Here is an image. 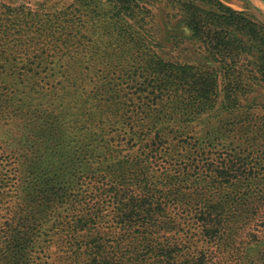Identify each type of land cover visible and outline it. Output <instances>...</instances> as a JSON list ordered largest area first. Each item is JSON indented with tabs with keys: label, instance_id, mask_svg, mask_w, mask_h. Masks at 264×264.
Returning <instances> with one entry per match:
<instances>
[{
	"label": "trees",
	"instance_id": "16d2710c",
	"mask_svg": "<svg viewBox=\"0 0 264 264\" xmlns=\"http://www.w3.org/2000/svg\"><path fill=\"white\" fill-rule=\"evenodd\" d=\"M32 3H0V159L13 165L0 172V187L15 199L0 219V264H37L43 231L56 233L64 264H264V191L236 190L264 177V115L253 109L264 104V24L222 0H71L65 10L56 0ZM173 18L193 55L186 61L157 52ZM46 38L59 62L45 73ZM17 55L26 61L8 62ZM124 63L130 90L143 78L167 92L110 91L117 77L98 74ZM145 92L155 98L143 110H125L130 93ZM136 117L175 119L221 143L225 156L205 168L212 186L218 177L227 186L180 191L179 175L152 166L173 155L166 128ZM122 120L130 124L114 128ZM178 193L191 225L183 242L171 237Z\"/></svg>",
	"mask_w": 264,
	"mask_h": 264
},
{
	"label": "rangeland",
	"instance_id": "374dc122",
	"mask_svg": "<svg viewBox=\"0 0 264 264\" xmlns=\"http://www.w3.org/2000/svg\"><path fill=\"white\" fill-rule=\"evenodd\" d=\"M35 0H0V3L8 4L13 7H18L20 5H27V6H33V3ZM58 3L54 7L55 9L59 10H65L66 8H69L71 0H56ZM227 5L235 8L236 10L246 12L247 14L251 15L255 20L261 22L264 24V5L259 2L253 0H222ZM173 11L171 8L168 9V12ZM162 14H167V10L165 9ZM181 23L178 22L176 18H173L170 22L163 24L161 27V38L163 39V44L157 49V52L161 54L167 61H186L193 57L191 54V50L187 48V44L181 43ZM44 44L46 45L44 49L43 54L44 55V61L48 64H43V67L41 68L42 71L46 73V68L51 67L55 65V63H58L59 60H57L56 57H54V50H55V44L50 43L49 40L46 38L44 40ZM134 52H138V49L133 50ZM142 51L138 52L141 53ZM30 57V56H29ZM33 57V56H32ZM28 59V58H27ZM24 60V61H23ZM118 60H125L119 58ZM135 62H138L139 64L142 62V58L139 54H136L134 59ZM26 58H23V55H17V56H11L8 62L12 63H22L25 62ZM110 60L109 63H114L117 60ZM60 64V63H59ZM125 64V63H124ZM117 65V64H116ZM106 66V69L104 67L102 70L104 74H98L99 76L105 77L106 75H115L118 79L117 85L109 86L108 89L110 91H113L115 89L116 95H124L123 93L127 92H143L142 90H147V92H167V88L165 86L159 85V89H155V85L151 83V81L147 80L145 82L142 78V80L136 82L138 85L137 90L136 88L130 90L127 86L129 83L132 82L131 77L128 74H125L126 72L124 69L130 67L128 65H120V66ZM99 70V69H97ZM101 71V72H103ZM31 74L35 73V70L30 71ZM45 75V74H44ZM109 75V76H110ZM112 77V76H111ZM18 78L11 79L12 83L16 86ZM46 77H40V80L38 82H42L44 86L47 88H51V84H48V80H46ZM29 81V79L27 80ZM45 81V82H44ZM35 83V81H32ZM99 82H103L99 80ZM28 85H31L32 83H28ZM133 84V83H131ZM13 85V86H14ZM134 85V84H133ZM51 92V91H46ZM90 92V91H89ZM32 92H17V95L23 94L24 97L27 98L26 94L30 95ZM38 95L40 92H36ZM146 93V92H145ZM137 93L136 96H133L132 93H130V101L128 102V106H125V110H129L133 112V110H143V107L141 109L140 103L144 104L148 101V98L154 99L155 95L152 93ZM14 92H11V95H13ZM159 96V95H158ZM143 98V100L140 102V100ZM160 105L161 108H166L167 100L164 97H160ZM27 106V105H26ZM25 106V107H26ZM164 106V107H163ZM160 109V108H159ZM258 114L264 115V104L257 106L256 108H253ZM142 117H136L134 121L142 122L143 125L147 127H156L157 125L161 128H166L164 131V134L166 133L167 137L163 140L165 142L164 149H173V155L170 156L168 159L162 158H156L153 159L152 166L157 168H161L160 163L163 164V167L166 166L167 168H171L172 172L180 176V180L178 183H176V186L181 191V188L183 190H195L197 187V190L201 189H210V190H221L220 188L226 187L227 185H222L220 181V177H218L217 183L213 184L212 180L209 178V172L206 170L205 166L208 165V163H220L222 155L225 156L226 151L223 145L219 142H213V144H209V142L203 137L198 127H196L197 132H184L182 130L183 124L179 122L178 120L175 121V119L170 120L169 122H166L165 120L162 121H151L149 119H141ZM128 124V122L122 120L120 124H118L114 128L122 127L125 128ZM132 125V124H131ZM188 131V130H187ZM119 142L115 141L112 143L115 144ZM134 143V142H133ZM207 150V151H206ZM203 151L208 152L211 151V154H205L203 155ZM10 155V150H6L4 153V156ZM163 161V162H162ZM3 162V159H0V172H11L13 169V165L9 164V162ZM190 173L191 180L188 182H185V174ZM87 174V173H86ZM218 175H223L222 173H217ZM181 175L183 176L184 182H181ZM215 175L216 177V173ZM9 176V175H8ZM0 178H3V175L0 173ZM232 178V177H231ZM254 178V177H253ZM202 179H207L211 181V183H202ZM198 184L195 185L194 182H197ZM249 181V182H248ZM246 180L244 182H241L240 186L236 189L237 191L247 192L249 189H262L264 191V177L263 181H253ZM215 187V188H213ZM217 187V188H216ZM190 188V189H189ZM10 188L8 186L0 187V219L4 221L5 215L8 208L12 207L14 202V197L12 196V191L9 190ZM255 191V190H253ZM180 193L177 194L175 199H172L173 201H170L169 204V212L172 214V216L176 217L178 220V224H180V228L178 231H175L171 237H175L177 239H180L181 242L186 241L188 236H192L189 233V227L188 226V219L189 216L184 213L182 210H177L182 207L181 205V197ZM189 222V221H188ZM47 232L43 231V233L40 236L39 240L40 246H43L40 250V253L37 254L36 263L37 264H64L63 263V250L60 248L61 245L57 243V235L55 232H49L48 236H46ZM198 240V239H197ZM39 250V249H38Z\"/></svg>",
	"mask_w": 264,
	"mask_h": 264
},
{
	"label": "water",
	"instance_id": "95a60500",
	"mask_svg": "<svg viewBox=\"0 0 264 264\" xmlns=\"http://www.w3.org/2000/svg\"><path fill=\"white\" fill-rule=\"evenodd\" d=\"M255 1H259L264 5V0H253V2H255Z\"/></svg>",
	"mask_w": 264,
	"mask_h": 264
}]
</instances>
